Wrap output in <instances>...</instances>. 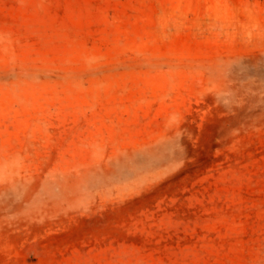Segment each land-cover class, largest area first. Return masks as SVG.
I'll list each match as a JSON object with an SVG mask.
<instances>
[{
  "label": "rangeland",
  "instance_id": "rangeland-1",
  "mask_svg": "<svg viewBox=\"0 0 264 264\" xmlns=\"http://www.w3.org/2000/svg\"><path fill=\"white\" fill-rule=\"evenodd\" d=\"M0 264H264V0H0Z\"/></svg>",
  "mask_w": 264,
  "mask_h": 264
}]
</instances>
